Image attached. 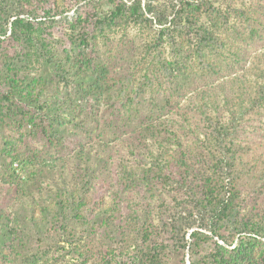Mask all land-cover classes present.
I'll use <instances>...</instances> for the list:
<instances>
[{"label":"trees","instance_id":"1","mask_svg":"<svg viewBox=\"0 0 264 264\" xmlns=\"http://www.w3.org/2000/svg\"><path fill=\"white\" fill-rule=\"evenodd\" d=\"M105 1L111 8L105 13L94 8L93 30L79 11L88 5L75 10L74 22L62 19L71 30L70 46L57 57L53 41L44 37L47 25L25 17L44 7H31L33 0H0V37L10 23L12 38L26 45L22 59L7 60L0 70V154L5 157L0 187L7 199L0 200V264H69L61 251L66 247L77 264H187L188 253L190 264H264V157L246 166V151L232 136L257 107L264 111V83L252 93L242 76L223 82L234 85L228 92L232 100L224 102L229 117L194 125L187 116L172 129L178 122L164 118L165 103L135 102L132 86L113 72L122 58L102 59L90 51L97 27L102 34L112 23L152 28L155 21L159 35L143 46L146 61L160 53L168 37L177 51L172 63L177 76L170 81L177 84L174 90L190 89L193 73L206 78L224 67L238 68L252 53L253 59L263 56L264 0H249L244 7L233 6V0ZM234 16L238 22L232 23ZM129 56L135 60L137 52ZM193 58L200 61L197 66ZM36 60L40 72H26ZM205 125L213 129L202 137ZM28 139L35 140L31 146ZM195 152L213 159L206 173L193 171ZM169 185L184 194L179 207L158 203L160 189ZM44 191L43 199L55 204L35 197ZM87 196L95 208L87 210ZM42 215L52 216L50 227L60 239L43 243L39 233L42 245L28 247L33 234L24 224ZM161 231L171 234V244L158 239ZM99 235L115 247L98 244Z\"/></svg>","mask_w":264,"mask_h":264},{"label":"rangeland","instance_id":"2","mask_svg":"<svg viewBox=\"0 0 264 264\" xmlns=\"http://www.w3.org/2000/svg\"><path fill=\"white\" fill-rule=\"evenodd\" d=\"M145 1L147 0H143V4H145ZM160 1L169 2L170 0ZM231 3L235 7H244L250 4L249 0H233ZM32 4L34 6L31 7H44V12L42 9H39V11L34 12V14H26L25 17L27 20H30L34 23L42 22L43 26L47 25L45 26L46 30L44 37H46L48 41H53L52 45L54 46V52L57 57H63L64 49L69 48L70 46L68 36L70 35L71 30L68 26V23L75 21V18L77 17L75 16V10L77 8L80 9L82 5H88L85 9L79 11L82 12L83 17H89V22L86 23V26L91 30H93L92 23L95 21L94 8H97V10H99L101 13H105L111 8V6L107 4L105 0L101 2L96 0H33ZM217 4L226 7L225 3L221 4L220 2H217ZM46 11H49L50 13L47 14ZM64 17L69 20L68 23L62 20ZM13 18L14 17L11 19ZM11 19H9V21ZM52 19L56 20V22H51ZM202 20H205V18L202 17ZM231 22H238V19L234 16L231 18ZM151 26L152 28H149V26L144 28L132 23L126 24V22L117 23V25L112 23L111 26H106L104 28L102 34L99 32L97 27L94 29L98 37L97 43L94 46L95 49L90 51L92 54H97L102 59L104 57H113L116 61L119 58H122L120 63L116 64V70L113 71L112 69V71L121 79H125V85L132 86L128 89L131 91L135 102L141 98L143 103L147 104L150 99L154 98L157 103H165V105L168 106V109L164 112V115H166L164 118L167 120V122L170 120L172 121L173 119L178 122V124L175 122L172 123V129H179V123L181 124V122L184 121L185 117L187 116L188 119H191V121H195L194 125H203L206 123L204 119H207L208 117H211L214 120L220 119V117H229L230 112L228 111V107L224 102L227 100H232V95H229L228 92H230V88L234 85L222 86L220 85L221 83H228L226 81L236 77L240 78L242 76L246 83H250V85L247 86H249V88L252 90V93L258 91L261 88L262 85L259 84L264 83V76L263 73H261L264 69V54L257 60L252 58V53V56H249V60H246L248 56H245L243 60L246 62H242L236 69L224 67L219 74H211V76H207L206 78H201L200 73H193L189 79V85L191 87L190 89H182L183 87H181L182 90H179L178 88L174 90L175 85L177 84L172 83L170 78L172 77V74L177 76V73H175L174 70L175 66L172 64L177 58V51L175 52L174 47L171 44L172 40L165 36L160 53L154 52L153 60H150L152 62L146 61L147 57L145 56V50L143 49V46L147 41H152L155 37H157L159 35L158 30H160V26L156 25L155 21H153ZM7 29V35L0 37V70H2L4 67L5 61L11 59H22V57H24L22 54L26 50V45L24 42H17L12 38L10 23L7 24ZM253 45V47H257V44ZM263 45L261 51L264 53ZM133 50L137 52V58L135 60H131L129 58L130 52ZM253 51L255 52V50ZM198 61L199 60L197 58H193L191 63L197 66ZM31 63L32 66L26 68L25 71L32 74H37V72H40V69L42 68V66H40L41 62L36 60L35 62ZM244 66V72H237L240 71V68ZM260 74L263 78L260 77ZM198 86H203V88L205 86L206 90L199 91ZM219 88H225V93H218L217 91L220 90ZM235 107H237V105H235ZM232 108H234V106ZM238 110L239 109H235L233 111L236 112ZM111 117L116 118L117 116L114 114L111 115ZM245 118L249 120L244 122L245 124H242V122L237 124L239 125L236 127V131L238 132L232 133V136H235L233 137L234 140L236 139L241 148L245 149L246 154L242 155L243 163L248 166V163H250L252 159L253 161H258L260 159L259 156L264 157V145H260L261 142L264 143V111L261 107H257L254 112H251ZM201 128L203 129L201 131L202 137L206 136L205 133H208L209 129H213L211 126L206 125L201 126ZM187 139H191L190 134L187 136ZM192 139H194V137H192ZM27 141L29 146H31L32 142L35 140L28 139ZM227 141H229V139ZM155 147L157 146L155 145L153 149H155ZM214 151L216 152V150ZM195 154L197 158L193 160L194 172L196 170L199 171L200 169L202 172L206 173L214 166V162L211 157H205L200 152H195ZM10 159L11 158H9L7 162L10 161ZM4 165L5 157L0 154V177L3 174ZM4 190V188L0 187L1 201H3V199L7 201V199L3 198L5 193ZM159 192L160 196L158 203H161L163 200V204L167 207H179L180 205H178V201L184 199V194L181 191L176 190L173 185L163 187V189H160ZM92 193L93 197H95L94 192ZM185 194L188 195V192ZM45 195H47L46 191H44L43 194L35 192V197L39 198L41 203L48 205L55 204L51 199H43V196ZM9 200L11 199L9 198ZM87 201V210L95 208L96 204L91 196H87ZM159 205L157 206L159 207ZM37 207L38 210L34 213L39 215L41 207ZM248 207H250V204H248ZM261 207L264 211V196L262 197ZM26 209H28L27 212L31 211L29 207H26ZM154 209L158 211L157 207ZM18 210L20 209L18 208ZM30 214L31 212L28 213L29 216ZM51 218L52 216L42 215L39 220L35 222H31L28 219L27 224L23 223L26 225V232L30 231V233L33 234V236H31V242L27 243L28 247L38 248L40 245H42V243L38 242L37 239L39 238L37 236L39 233L41 234V238L45 241L43 243H51L55 241L57 237L60 239L58 232L50 227L53 222V220H50ZM98 238H101V241L100 243L97 241L96 242L101 246L104 244L105 247H115V245L110 241L106 239L104 240V238L102 240L100 235L97 237V239ZM158 239L160 241H166L170 244L172 243V237L170 233L161 231V235L158 236ZM84 243L85 241H82L81 245H84ZM263 248L264 245L260 246V250ZM80 249L83 250L82 246H80ZM61 251L62 254L64 253L65 256L67 255V262H70L69 264H77L80 261L79 259H76L74 262H71L72 258L70 255V248L66 247L65 249H61ZM94 253L95 254L88 256V261L90 263L94 260V257L97 254L96 251ZM174 256L178 257L176 252L174 253ZM189 258L190 257L188 253L186 257L187 264L190 262ZM177 259H179V257ZM122 260H124L123 257ZM175 261L177 260L174 258V262Z\"/></svg>","mask_w":264,"mask_h":264},{"label":"water","instance_id":"3","mask_svg":"<svg viewBox=\"0 0 264 264\" xmlns=\"http://www.w3.org/2000/svg\"><path fill=\"white\" fill-rule=\"evenodd\" d=\"M190 264V262H188Z\"/></svg>","mask_w":264,"mask_h":264}]
</instances>
